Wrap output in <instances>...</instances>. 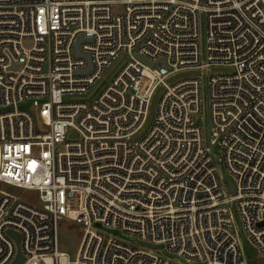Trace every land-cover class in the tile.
<instances>
[{
	"label": "built area",
	"instance_id": "built-area-1",
	"mask_svg": "<svg viewBox=\"0 0 264 264\" xmlns=\"http://www.w3.org/2000/svg\"><path fill=\"white\" fill-rule=\"evenodd\" d=\"M3 183L37 196L0 188V264H264V0H0Z\"/></svg>",
	"mask_w": 264,
	"mask_h": 264
},
{
	"label": "rangeland",
	"instance_id": "rangeland-1",
	"mask_svg": "<svg viewBox=\"0 0 264 264\" xmlns=\"http://www.w3.org/2000/svg\"><path fill=\"white\" fill-rule=\"evenodd\" d=\"M116 10H121V6H117ZM201 31H202V37H201V46L202 50L206 52V43H207V30H206V20L203 16L201 18ZM31 43L26 42V45H30ZM206 57V56H205ZM128 57L125 55H121L117 59H115L109 69L106 70L105 81H100L98 84L94 85L92 88L91 93L86 94L83 96L86 100H93L95 96H97L102 88L112 79L113 76H115L118 71L122 68V66L127 61ZM233 68L230 65L223 66V65H209L206 68H198L195 69V74L201 76L203 80V95H202V110L196 113L194 116L196 118V121L205 128L207 136H210L211 130H212V123H211V107H210V91L208 88V79L211 74L219 73V72H227L232 71ZM171 77H169L168 80H170ZM159 99V94L157 93L155 97L153 98L150 106V120L155 115L157 102ZM77 132H72L68 134L67 140L74 139L77 136ZM59 149L63 148V146H58ZM214 154L217 158L221 157L223 155L222 150L220 147L216 146L214 148ZM0 188L14 193L16 196L24 198V199H35L37 196V192L28 190L25 188H16L15 186L7 185V184H1ZM239 227L240 223L238 222ZM240 231V229L238 228ZM84 232V227L80 222H76L75 220H72L68 217H62L58 221V246L67 252L75 258L78 249L79 244L82 239ZM240 241L243 247V257L247 261V264H258V260L256 258V250L253 245H251V242L248 241V239L244 238V234L240 231Z\"/></svg>",
	"mask_w": 264,
	"mask_h": 264
},
{
	"label": "water",
	"instance_id": "water-1",
	"mask_svg": "<svg viewBox=\"0 0 264 264\" xmlns=\"http://www.w3.org/2000/svg\"><path fill=\"white\" fill-rule=\"evenodd\" d=\"M227 180H228V183L230 184V189L233 190L234 189V184L232 183V181L229 179L228 176H226ZM17 239V242H18V245H19V240H20V235L19 234H16V233H13ZM23 261V256H22V252L21 250L19 249V255L18 257L16 258V260L12 263V264H21V262Z\"/></svg>",
	"mask_w": 264,
	"mask_h": 264
}]
</instances>
